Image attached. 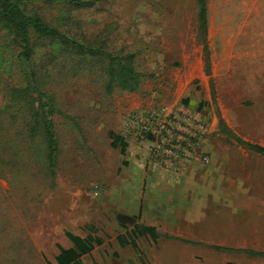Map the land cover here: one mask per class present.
Instances as JSON below:
<instances>
[{
	"label": "rangeland",
	"instance_id": "374dc122",
	"mask_svg": "<svg viewBox=\"0 0 264 264\" xmlns=\"http://www.w3.org/2000/svg\"><path fill=\"white\" fill-rule=\"evenodd\" d=\"M94 1L75 8L30 0L23 10L88 48L132 54L142 75L133 92H108L104 62L80 64L83 56L59 40L30 33L25 62L0 26V104L4 91L24 85L31 68L53 100L58 151L51 178L36 154L35 165L12 167L10 153L24 158L25 139L0 115V264H55L66 233L98 241L81 264H264V258L214 249L264 252V156L219 129L222 123L264 147V0H206L208 75L195 0ZM136 100L152 106L129 108ZM159 107L207 120L213 155L195 164L204 171L165 176L162 166L148 162L146 141L130 142L120 154L122 117ZM34 143L40 147L38 138ZM134 226L153 228L157 239L130 234Z\"/></svg>",
	"mask_w": 264,
	"mask_h": 264
},
{
	"label": "trees",
	"instance_id": "16d2710c",
	"mask_svg": "<svg viewBox=\"0 0 264 264\" xmlns=\"http://www.w3.org/2000/svg\"><path fill=\"white\" fill-rule=\"evenodd\" d=\"M45 2H62L75 8H89L95 4L94 0H44ZM30 0H0V26L12 38V44L21 48L20 56L25 62L29 61L31 43L30 33L48 38L59 40L65 49L73 56L79 58L78 63L84 64L86 58H96L104 62L105 74L107 78L106 88L109 92L113 87H118L127 92H133L139 85L141 74L134 71L131 63L132 54L117 55L104 51L101 48H88L85 45L78 43L54 28L45 25L39 18L34 15H28L24 12L23 6ZM198 31L201 40L204 71L208 75L209 72V53L206 46V0H195ZM25 83L23 86H11L3 92V102L0 104V115L6 117L7 128L14 130V135L24 138V143L21 148L25 149L26 155H15L11 151L10 164L12 167L20 169L26 165H35V158L40 164V168L46 177L51 178L54 174L57 156V144L55 139L54 126L52 116L54 114L52 98L40 90V84L35 78L31 68L28 67L25 72ZM202 108L198 105V110ZM221 133L229 136L236 144L245 147L247 150L258 155L264 156V147L250 144L235 136L232 132L225 129L219 124ZM34 138L40 140V147L33 143ZM118 140L119 152L124 153L127 147L119 135ZM112 147H116L115 142L111 143ZM16 146H13L15 149ZM9 150H12L10 147ZM136 237L146 235L151 241L157 239L155 230L151 227H142L138 229L133 227L132 232ZM65 237L72 243L73 247L69 249H58V254L54 257L55 264H81L80 257L86 255L91 250V243L97 240L87 236L82 239L78 236H73L69 233ZM166 237V236H165ZM177 239V238H176ZM184 243H191L186 240H180ZM132 247L134 243L130 241ZM215 250L222 252H241L251 258H264V252L254 250H234L225 247H214ZM49 264V263H48Z\"/></svg>",
	"mask_w": 264,
	"mask_h": 264
},
{
	"label": "built area",
	"instance_id": "2783aa9c",
	"mask_svg": "<svg viewBox=\"0 0 264 264\" xmlns=\"http://www.w3.org/2000/svg\"><path fill=\"white\" fill-rule=\"evenodd\" d=\"M209 128L206 119L186 109L159 107L125 114L119 136L127 146L130 142L149 143L148 162L152 165L159 164L168 172H184L190 161L208 163V156L198 148ZM93 189L96 192V186Z\"/></svg>",
	"mask_w": 264,
	"mask_h": 264
},
{
	"label": "crops",
	"instance_id": "0c3cea01",
	"mask_svg": "<svg viewBox=\"0 0 264 264\" xmlns=\"http://www.w3.org/2000/svg\"><path fill=\"white\" fill-rule=\"evenodd\" d=\"M174 103L170 104L168 106L175 108L176 104H174ZM160 104H163V103H160ZM150 106H152V103H148L147 101H137V100L136 101H131L130 104H129V108H131V109H138V108H141V107L147 108V107H150ZM197 109H198V106H197ZM213 145H214V138L210 137L209 135H207L201 141V144L199 145L198 151L201 152L202 154L210 153L211 154L210 156H212L213 155V151L212 150H213V147H214ZM128 147H130V144H128L127 148ZM195 164H199V163L197 161H194V160L192 162L190 161V163L187 166V169L184 172H172V171H170V172L162 171V172H163V174L165 173L164 174L165 176L170 177V178H174V177H177V176L182 175V174L189 173V175H190V174H195L197 171L198 172H202V171L205 170V168L203 166L195 165ZM72 247H73L72 243L68 240L67 242H65L64 247H62V249H69V248H72Z\"/></svg>",
	"mask_w": 264,
	"mask_h": 264
}]
</instances>
